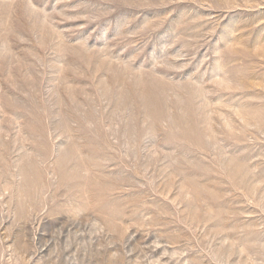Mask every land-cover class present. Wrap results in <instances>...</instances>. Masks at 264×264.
Returning <instances> with one entry per match:
<instances>
[{
	"label": "rangeland",
	"instance_id": "374dc122",
	"mask_svg": "<svg viewBox=\"0 0 264 264\" xmlns=\"http://www.w3.org/2000/svg\"><path fill=\"white\" fill-rule=\"evenodd\" d=\"M0 264H264V0H0Z\"/></svg>",
	"mask_w": 264,
	"mask_h": 264
}]
</instances>
